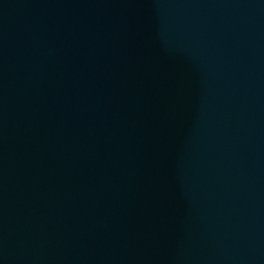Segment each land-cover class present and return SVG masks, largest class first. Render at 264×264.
Wrapping results in <instances>:
<instances>
[{
  "label": "water",
  "instance_id": "obj_1",
  "mask_svg": "<svg viewBox=\"0 0 264 264\" xmlns=\"http://www.w3.org/2000/svg\"><path fill=\"white\" fill-rule=\"evenodd\" d=\"M0 264H264V0H0Z\"/></svg>",
  "mask_w": 264,
  "mask_h": 264
}]
</instances>
